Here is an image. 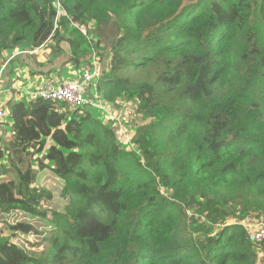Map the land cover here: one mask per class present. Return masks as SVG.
I'll list each match as a JSON object with an SVG mask.
<instances>
[{"label":"trees","instance_id":"obj_1","mask_svg":"<svg viewBox=\"0 0 264 264\" xmlns=\"http://www.w3.org/2000/svg\"><path fill=\"white\" fill-rule=\"evenodd\" d=\"M2 59L59 85L96 59L130 108L5 100L0 264H264V0H0Z\"/></svg>","mask_w":264,"mask_h":264},{"label":"built area","instance_id":"obj_2","mask_svg":"<svg viewBox=\"0 0 264 264\" xmlns=\"http://www.w3.org/2000/svg\"><path fill=\"white\" fill-rule=\"evenodd\" d=\"M58 13L61 12L63 6L61 2H56ZM97 60L95 59L94 66L87 64L83 71L82 80L66 81L59 85L54 81L42 82L34 92L33 96H39L44 99L61 100L67 102L71 107L85 105L87 103L98 105L99 108L105 109V103L101 100H94L93 97L85 93L84 85L93 84L95 78L99 75L100 71L97 67ZM2 68V67H1ZM3 69L0 72V122L7 116V111L2 105V76ZM241 224L246 228L249 240L254 244H259L264 240V217H257L256 215L248 216Z\"/></svg>","mask_w":264,"mask_h":264},{"label":"rangeland","instance_id":"obj_3","mask_svg":"<svg viewBox=\"0 0 264 264\" xmlns=\"http://www.w3.org/2000/svg\"><path fill=\"white\" fill-rule=\"evenodd\" d=\"M93 29H94V27H92V30ZM104 41L107 42V39L104 40ZM101 50H103V49H101ZM8 56L9 55L5 56V58H8ZM13 57H14V55L10 56V58H13ZM8 61H9V59H7L6 61H5V59L1 60V66H2L1 69H3V71H2L3 72V76H2L3 84H2V86L3 87H2V93H1L2 105L5 102V100H10L11 99V100L15 101L16 99L28 94L30 91L31 92L33 91L32 87H29V89L27 88L28 87L27 85H28V83H30V81H27V83H23L22 87L18 91L12 92L13 94L11 92L5 90L7 88L10 89L11 85H12V83H11L12 81L5 80V77L8 75V73L10 71V67L6 66ZM102 62H103V64H102L101 68H103V66H105V61L103 60ZM20 77H24V75H20ZM37 83H39V84L36 85V87H38L42 83V80L37 81ZM93 85L94 84H88L87 85V91L89 92V94L91 96L93 95V92H92L93 91ZM105 106H106V111L104 112L103 115L106 118H109V119H112V120H115V119L119 120V119L124 118L128 114V111H129V108H130V106H126V105L121 107V108H115V107L107 105V104H105ZM7 115H8V113H7ZM8 121H9V117L6 116L4 118V120L2 122H0V146L1 147L3 146V140H5L6 138H8L10 136V133L8 132V130H9L8 126H10V124H8ZM119 121L121 122V120H119ZM4 160H5V163L8 164L7 160L6 159H4ZM7 169H9V165H8ZM9 173H10V170H7L6 175H9ZM257 248H258V250L262 249L260 246H257ZM262 257H264V251L259 254V260Z\"/></svg>","mask_w":264,"mask_h":264},{"label":"crops","instance_id":"obj_4","mask_svg":"<svg viewBox=\"0 0 264 264\" xmlns=\"http://www.w3.org/2000/svg\"><path fill=\"white\" fill-rule=\"evenodd\" d=\"M26 53L27 54H30L28 52H26ZM8 63H9V61H8ZM8 63L6 64V66L9 65ZM16 74H18V75H24V77H18L17 78L16 77ZM44 79L45 78H43V77H41L39 75H31V74H29L28 72L25 71V69L23 71H19L18 67H15L14 69L10 70L9 73H8V75L5 77V80L12 81L11 82L12 83L11 88L10 89L7 88L5 90L6 91H9L11 93L12 92H16V91H18L22 87L23 83H27V81H30V83H28V85H27L28 86L27 88L29 89V87H32L33 88L32 90H34L36 88V85L39 84V83H37V81L42 80V82H43V81H45ZM68 80H70V79H66L63 82H66ZM81 80H82V78H81ZM2 84H3V82H2ZM87 85H88L87 83L84 85V89H85V93L86 94H89V92L87 91Z\"/></svg>","mask_w":264,"mask_h":264},{"label":"clouds","instance_id":"obj_5","mask_svg":"<svg viewBox=\"0 0 264 264\" xmlns=\"http://www.w3.org/2000/svg\"><path fill=\"white\" fill-rule=\"evenodd\" d=\"M87 95H90V94H87ZM90 96H91V95H90ZM91 97H93V95H92Z\"/></svg>","mask_w":264,"mask_h":264}]
</instances>
